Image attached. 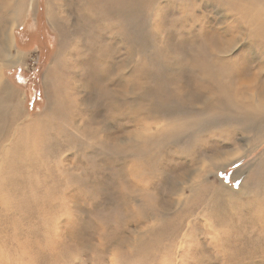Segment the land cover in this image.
Instances as JSON below:
<instances>
[{"label":"rangeland","instance_id":"rangeland-1","mask_svg":"<svg viewBox=\"0 0 264 264\" xmlns=\"http://www.w3.org/2000/svg\"><path fill=\"white\" fill-rule=\"evenodd\" d=\"M0 264H264V0H0Z\"/></svg>","mask_w":264,"mask_h":264},{"label":"bare ground","instance_id":"bare-ground-1","mask_svg":"<svg viewBox=\"0 0 264 264\" xmlns=\"http://www.w3.org/2000/svg\"><path fill=\"white\" fill-rule=\"evenodd\" d=\"M119 1V0H118ZM14 40H13V36H12V34H9L8 36H7V45H8V48L9 49H12L13 47H14ZM243 82V81H242ZM58 88V87H57ZM59 90V89H58ZM57 91V90H56ZM62 91V90H61ZM13 200V199H12ZM14 203V202H13ZM18 203V202H17ZM22 203V202H21ZM23 204V203H22ZM14 205H16V203L14 204ZM13 205V206H14ZM26 205V204H25ZM25 207V206H24ZM23 208V207H22ZM12 209V208H11ZM15 209V208H14ZM25 209V208H24ZM13 210V209H12ZM22 210V209H21ZM18 211H19V209H18ZM29 211V210H28ZM26 214H27V212H26ZM24 217V216H23ZM26 217H28V216H26ZM21 219V218H20Z\"/></svg>","mask_w":264,"mask_h":264}]
</instances>
